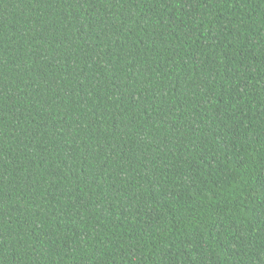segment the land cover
<instances>
[{"label": "trees", "instance_id": "16d2710c", "mask_svg": "<svg viewBox=\"0 0 264 264\" xmlns=\"http://www.w3.org/2000/svg\"><path fill=\"white\" fill-rule=\"evenodd\" d=\"M0 264H264V0H0Z\"/></svg>", "mask_w": 264, "mask_h": 264}]
</instances>
